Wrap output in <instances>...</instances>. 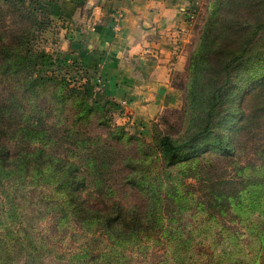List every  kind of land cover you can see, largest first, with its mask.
I'll list each match as a JSON object with an SVG mask.
<instances>
[{"label":"rangeland","instance_id":"obj_1","mask_svg":"<svg viewBox=\"0 0 264 264\" xmlns=\"http://www.w3.org/2000/svg\"><path fill=\"white\" fill-rule=\"evenodd\" d=\"M207 6L208 0L195 1L189 11L186 66L171 83L179 95L150 109L142 108L146 102L135 106L128 99L107 97L101 79H95L97 70L83 68L71 51L76 25L36 9L46 22L41 47L54 55L55 74L76 86L86 83L89 103L113 102L119 107L107 103L88 122L74 123L69 104H46L47 125L42 127L49 138L41 136L31 146L48 152L55 145L59 156L80 165L86 182L77 188L78 200L63 197L69 189L65 182L62 186L54 177L45 183V177H39L36 183L27 180L30 172L18 187L16 181L1 186L0 264H264V81L252 87L250 72L238 71L214 112L208 136L171 166L158 151L163 136L180 144L202 130V111L209 104L206 89L220 80L210 72L194 76L189 68ZM83 15L91 19L88 9ZM250 49L264 61V32ZM193 79L199 86L189 99ZM126 168H137V180L144 175L142 183L149 187L127 183ZM144 191H154L162 202V211L157 207L156 219L144 232L108 221L113 201L138 207L139 214L144 211V201H155ZM227 197L232 206L225 202Z\"/></svg>","mask_w":264,"mask_h":264},{"label":"trees","instance_id":"obj_2","mask_svg":"<svg viewBox=\"0 0 264 264\" xmlns=\"http://www.w3.org/2000/svg\"><path fill=\"white\" fill-rule=\"evenodd\" d=\"M45 28L46 22L37 14L35 0H0V187L15 181V187H18L25 181L22 176L30 172L27 180L36 183H40L39 177H45V183L55 178L62 186L65 182L69 189L63 197L78 200L77 188L86 182L80 173V165L59 156L53 144L48 152L40 146H31L30 142L41 136L49 138L48 130L42 127L47 125V116L43 112L47 109L46 104L53 108H65L69 104L74 110V123L88 122L94 113L105 109L107 103L115 108L119 106L113 102H106L103 106L89 103L85 96L86 83L76 86L55 74L58 65L54 55L41 47ZM263 32L264 0H208L200 43L189 68L194 76L198 71L210 72L220 80L206 89L210 92L209 104L208 109L202 111L205 116L202 130L180 144L166 136L160 138L158 151L166 165L176 163L184 152L208 136L214 112L222 104L224 94L238 71L250 72L252 87L264 81L263 56L250 49ZM38 76L41 78L37 79ZM198 86V81L193 79L187 98L194 99ZM86 161L91 162L90 159ZM135 162L143 164V161ZM128 165L131 166L130 162ZM126 169V182L129 180L131 185H138L143 190L149 187L142 183L144 175L137 180V168ZM244 190H237L235 195ZM149 192L155 201H144L141 209L148 206L140 214L136 210L138 207H124L119 201L111 202L107 210L114 212L108 216V221L117 220L121 228L126 226L144 232V228L156 219L157 207L161 209L162 203L154 191ZM225 202L233 205L230 197ZM154 203L156 205L152 207ZM107 237L115 242L113 236Z\"/></svg>","mask_w":264,"mask_h":264},{"label":"crops","instance_id":"obj_3","mask_svg":"<svg viewBox=\"0 0 264 264\" xmlns=\"http://www.w3.org/2000/svg\"><path fill=\"white\" fill-rule=\"evenodd\" d=\"M195 1L202 0H41L36 9L76 25L71 51L83 68L97 70L107 97L150 109L179 95L171 83L186 66Z\"/></svg>","mask_w":264,"mask_h":264}]
</instances>
